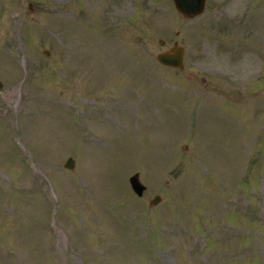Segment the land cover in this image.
<instances>
[{"label":"rangeland","instance_id":"rangeland-1","mask_svg":"<svg viewBox=\"0 0 264 264\" xmlns=\"http://www.w3.org/2000/svg\"><path fill=\"white\" fill-rule=\"evenodd\" d=\"M0 82V264H264V0H0Z\"/></svg>","mask_w":264,"mask_h":264},{"label":"water","instance_id":"water-1","mask_svg":"<svg viewBox=\"0 0 264 264\" xmlns=\"http://www.w3.org/2000/svg\"><path fill=\"white\" fill-rule=\"evenodd\" d=\"M175 10L179 13L183 18L191 20L197 18L204 14L206 9L207 0H172ZM161 45H164V41H160ZM47 55L49 53L45 52ZM184 55L185 50L183 47L179 46L178 42L174 43V46L169 50L162 53H159L156 56L157 62L167 68L176 69V70H184ZM4 85L0 82V92L3 91ZM75 162L72 158H69L65 164L67 169H74ZM129 183L134 194L142 198L144 193L147 190V187L141 182L140 174H134L130 179ZM162 198L160 196H156L151 202L150 206H156L161 203Z\"/></svg>","mask_w":264,"mask_h":264}]
</instances>
